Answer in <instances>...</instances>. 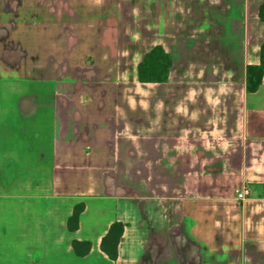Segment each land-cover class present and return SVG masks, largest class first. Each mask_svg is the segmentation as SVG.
Instances as JSON below:
<instances>
[{
    "label": "crops",
    "instance_id": "0c3cea01",
    "mask_svg": "<svg viewBox=\"0 0 264 264\" xmlns=\"http://www.w3.org/2000/svg\"><path fill=\"white\" fill-rule=\"evenodd\" d=\"M27 1L0 0V188L53 209L38 216L33 239L13 225L0 264H264V70L246 89V66L259 64L264 43L263 0H146L148 37L134 61L138 87L155 89L140 106L145 117L114 108L97 82L110 60L92 39L83 54L99 59L86 67L98 86L72 90L77 59L53 36L75 12L61 0H31L27 10ZM23 6L33 22L12 12ZM155 45L171 55L168 79L141 83L138 63ZM90 110L110 117L104 141L88 147ZM81 156L99 163L77 165ZM116 221L123 233L111 259L100 244ZM74 240L89 251L78 255Z\"/></svg>",
    "mask_w": 264,
    "mask_h": 264
},
{
    "label": "rangeland",
    "instance_id": "374dc122",
    "mask_svg": "<svg viewBox=\"0 0 264 264\" xmlns=\"http://www.w3.org/2000/svg\"><path fill=\"white\" fill-rule=\"evenodd\" d=\"M30 1L31 0H28L26 2L27 10H32V8H30L32 6V4L30 6ZM110 1L111 0H61V8L67 9L71 7L76 14L74 13L71 24L65 22L59 25L58 32L53 38L58 42L62 41V45L66 47L70 53L72 52L71 55L77 59L75 60V66H77L74 72V79L76 82L71 86L72 90L76 89L78 91L85 88L91 92L98 86L96 82V84L88 82L94 79L95 76L92 75L91 72L87 73L86 67L91 64H97L98 62L95 60L99 59L97 57L91 58L90 55L88 57L83 54L84 52L90 51L88 48L90 46H85V44H90L89 42L92 39L97 42L98 46H102L104 56L110 60V62H101L100 71L102 76L97 82H103L105 89L107 87V90L110 91V100L114 103V108L116 106L121 115L126 112L128 116L145 117L146 114H148V109L141 110L140 106L147 100V92L150 90L154 93L155 89H151L146 85L140 86L141 88L138 87L134 61L136 57L142 53L146 44V38L148 37L147 25H149V20L148 15H146L144 11V3H146V0H120L118 5H121V12H119V6H117L118 15L114 12H111L112 14L110 15L108 14L110 13V11H108L110 10ZM15 11L19 12L15 14L20 16L21 20H26L31 23L32 19L29 17L30 13H27L28 11L25 10V6H23L22 10L13 9L12 12ZM119 13H121V18ZM111 15L114 17L112 18ZM44 23L51 32L50 26L52 23L48 22L46 19ZM19 24L20 23H17V25ZM53 38L47 37L49 40ZM73 45H75V47ZM14 81L15 79H9L4 82L8 83V85H12ZM2 85L4 86V83H2ZM107 85H109V87ZM14 91H16V88L11 86L9 92ZM88 96V93L85 92V98ZM156 97V95L152 94L150 100H152V102L155 100L158 101ZM72 99L70 96L71 102ZM167 100L171 101L172 99L169 97ZM174 100L179 101L180 98L175 97ZM131 103H135V106ZM128 105H131L130 109L127 108ZM85 117L90 119L91 123L87 126L86 130L89 136H93V139L91 142L84 141L83 144L88 147L90 146L86 144L93 146L95 144H101L104 141L101 140L104 139L103 134L105 125L110 115L106 112L96 113L90 110V113L85 114ZM60 133V130H58V135H60ZM77 146H79V144H77ZM75 160L76 164L81 166H94L99 163L92 156L89 158L81 156L77 157ZM2 191L4 190L0 188V249H2L3 253L5 244L4 237L8 235L13 225H16V230L24 229L25 231L31 232L26 237L28 238V236H30V238L33 239L38 234L36 231L39 230L41 224V222L37 220L38 216L47 211H52L53 208H46L47 205L45 206L42 201L33 200L32 197H26L27 195L20 198L18 196L5 194L6 192L2 193ZM11 192L14 193L17 191L12 188ZM104 210H106V212H111L113 211V206L109 204L106 208H103L102 211ZM93 212L94 210L91 208L89 213L91 214Z\"/></svg>",
    "mask_w": 264,
    "mask_h": 264
},
{
    "label": "trees",
    "instance_id": "16d2710c",
    "mask_svg": "<svg viewBox=\"0 0 264 264\" xmlns=\"http://www.w3.org/2000/svg\"><path fill=\"white\" fill-rule=\"evenodd\" d=\"M259 16L264 21V0L259 8ZM172 65L171 55L165 51L161 45H155L144 53L138 63L137 73L141 83H160L168 79L170 67ZM264 70V43L261 46L260 62L257 65L246 66V89L255 91L262 81ZM84 209L83 203L74 206L72 214L67 220L69 230H75L78 227L79 216ZM123 233V224L113 222L107 233L102 237L100 247L111 258L116 259L118 253V243ZM73 247L78 255H85L90 249L88 241H73Z\"/></svg>",
    "mask_w": 264,
    "mask_h": 264
},
{
    "label": "built area",
    "instance_id": "2783aa9c",
    "mask_svg": "<svg viewBox=\"0 0 264 264\" xmlns=\"http://www.w3.org/2000/svg\"><path fill=\"white\" fill-rule=\"evenodd\" d=\"M248 195H249V188L248 187H243L241 189L236 190V199L239 202H242L243 200H245Z\"/></svg>",
    "mask_w": 264,
    "mask_h": 264
}]
</instances>
